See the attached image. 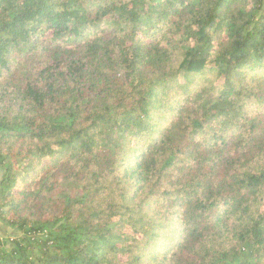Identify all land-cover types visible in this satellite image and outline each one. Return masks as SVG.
Masks as SVG:
<instances>
[{
    "label": "trees",
    "instance_id": "obj_1",
    "mask_svg": "<svg viewBox=\"0 0 264 264\" xmlns=\"http://www.w3.org/2000/svg\"><path fill=\"white\" fill-rule=\"evenodd\" d=\"M0 222V264H264V0H0Z\"/></svg>",
    "mask_w": 264,
    "mask_h": 264
},
{
    "label": "rangeland",
    "instance_id": "obj_2",
    "mask_svg": "<svg viewBox=\"0 0 264 264\" xmlns=\"http://www.w3.org/2000/svg\"><path fill=\"white\" fill-rule=\"evenodd\" d=\"M63 194H70V193H73V194H77L78 193V189L77 187L75 186H72L71 184H68V183H65L63 185ZM16 233V231L10 227H7L6 225H3L1 222H0V238H8V237H11V236H14ZM10 244L5 242V248L9 247ZM34 255L37 256L38 255V252L35 251L34 252Z\"/></svg>",
    "mask_w": 264,
    "mask_h": 264
}]
</instances>
